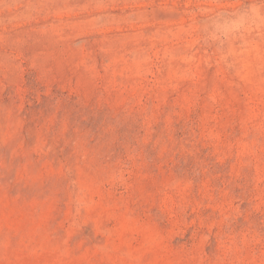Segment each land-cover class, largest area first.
<instances>
[{
  "label": "rangeland",
  "instance_id": "rangeland-1",
  "mask_svg": "<svg viewBox=\"0 0 264 264\" xmlns=\"http://www.w3.org/2000/svg\"><path fill=\"white\" fill-rule=\"evenodd\" d=\"M0 264H264V0H0Z\"/></svg>",
  "mask_w": 264,
  "mask_h": 264
}]
</instances>
